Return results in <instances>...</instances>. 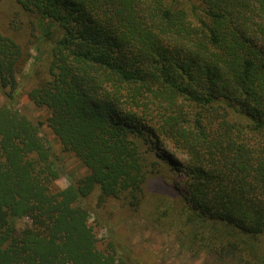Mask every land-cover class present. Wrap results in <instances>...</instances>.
<instances>
[{
  "label": "trees",
  "instance_id": "1",
  "mask_svg": "<svg viewBox=\"0 0 264 264\" xmlns=\"http://www.w3.org/2000/svg\"><path fill=\"white\" fill-rule=\"evenodd\" d=\"M13 1L32 32L0 29V264H139L89 220L137 208L160 162L177 179L155 218L264 264V0ZM22 89L88 169L64 188Z\"/></svg>",
  "mask_w": 264,
  "mask_h": 264
},
{
  "label": "rangeland",
  "instance_id": "2",
  "mask_svg": "<svg viewBox=\"0 0 264 264\" xmlns=\"http://www.w3.org/2000/svg\"><path fill=\"white\" fill-rule=\"evenodd\" d=\"M17 31L20 39L26 40V35L32 32L29 17L19 11L13 0H0V29L12 33ZM44 46V45H43ZM45 46H47L45 44ZM32 54L27 62L24 75L28 72L35 56V47H29ZM48 55L44 56L41 65H35V69L43 71L48 63ZM44 73V72H43ZM29 77H32L29 75ZM29 77L21 78L24 86L29 84ZM33 79V78H32ZM20 107L36 120L43 122L41 133L45 140L50 144L57 157V166L60 171V178L55 182L60 188L66 187L88 173V169L71 152H66L56 136L46 125L45 119L49 113L44 107H36L21 92ZM3 101L0 95V103ZM171 151V150H170ZM175 156H177L175 154ZM159 167L158 174H150L145 184V196L141 204L135 208L125 207L121 202L110 201L102 207L94 205L89 222L96 232L98 246L104 247L111 235L118 237L123 244L130 250L139 264H247L240 258L233 256L230 251L219 252L215 243L198 248L189 241L195 229L184 228L179 230L177 227H170L167 220H159L153 214V202L155 199H168L172 196V183L177 179L176 174L170 172L168 165ZM173 171V170H172ZM167 176L171 184L161 180V176ZM180 200L175 198L173 203L176 207L180 206ZM179 219L176 218V222ZM110 228V230H109ZM264 240V236H262ZM264 245V241H263ZM218 248V247H217Z\"/></svg>",
  "mask_w": 264,
  "mask_h": 264
}]
</instances>
